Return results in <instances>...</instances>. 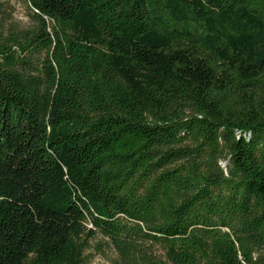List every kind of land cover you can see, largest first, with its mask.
I'll return each instance as SVG.
<instances>
[{"label": "trees", "instance_id": "trees-1", "mask_svg": "<svg viewBox=\"0 0 264 264\" xmlns=\"http://www.w3.org/2000/svg\"><path fill=\"white\" fill-rule=\"evenodd\" d=\"M0 30V264H264V0H27ZM225 164V166H223Z\"/></svg>", "mask_w": 264, "mask_h": 264}, {"label": "rangeland", "instance_id": "rangeland-1", "mask_svg": "<svg viewBox=\"0 0 264 264\" xmlns=\"http://www.w3.org/2000/svg\"><path fill=\"white\" fill-rule=\"evenodd\" d=\"M28 14L27 0H0V30L11 21L30 24ZM102 243L103 238L100 235L90 241V247L86 250L87 264H112L115 254Z\"/></svg>", "mask_w": 264, "mask_h": 264}, {"label": "water", "instance_id": "water-1", "mask_svg": "<svg viewBox=\"0 0 264 264\" xmlns=\"http://www.w3.org/2000/svg\"><path fill=\"white\" fill-rule=\"evenodd\" d=\"M223 166H225V164H223Z\"/></svg>", "mask_w": 264, "mask_h": 264}]
</instances>
